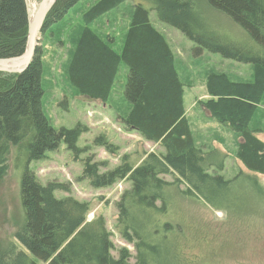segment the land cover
<instances>
[{"label":"trees","instance_id":"trees-1","mask_svg":"<svg viewBox=\"0 0 264 264\" xmlns=\"http://www.w3.org/2000/svg\"><path fill=\"white\" fill-rule=\"evenodd\" d=\"M81 1L57 0L43 30L60 23ZM126 1L98 0L82 14L83 28L66 76L79 95L105 102L123 63L128 69L124 96L130 105L126 123L144 140L160 146L163 153L146 154L138 163L124 157L120 166L104 174H99L100 163L87 157L81 178L95 188L122 180L130 183L116 204V229L126 243L133 244V264H179L175 235L180 228L169 220L179 196L222 210L229 186L236 179L244 178L256 191L260 189L254 178L242 172L232 181L225 180L219 174L224 156L196 146L184 110V85L175 68L174 54L164 36L151 25L149 10L141 5L133 8L120 52L113 49L111 38L101 37L90 28ZM143 1L151 4L161 23L196 45V56L207 51L252 66L249 82H234L226 74L211 72L205 85L208 99L201 106L216 123L239 136L235 157L244 169L264 177V142L249 128L264 92V0H203L238 25L248 36L246 43L218 35L193 9L191 0ZM28 25L25 0H0V60L24 54ZM41 81L42 61L37 47L26 70L0 85V181L14 147L13 162L21 166L23 210V224L15 238L24 249L10 245L0 256V264H37L36 260L42 264H131L126 249L119 251L118 259L111 256L113 245L102 217L86 222L87 204L54 195L56 191L69 193L68 185H42L29 167L43 160L46 153L56 151L61 143L77 159L85 150L77 147L78 139L88 131L80 124L73 129L51 126L42 109ZM94 143L108 151L112 148L100 137ZM181 185L185 190H180Z\"/></svg>","mask_w":264,"mask_h":264},{"label":"rangeland","instance_id":"rangeland-1","mask_svg":"<svg viewBox=\"0 0 264 264\" xmlns=\"http://www.w3.org/2000/svg\"><path fill=\"white\" fill-rule=\"evenodd\" d=\"M96 1L82 0L60 23L43 30L37 45L42 61L43 112L55 129H73L78 124L86 126L87 133L82 134L77 142V147L85 150L76 159L61 143L56 151L46 153L43 160L33 162L29 167L42 185L50 182L68 185L69 193L56 191L54 195L57 198L70 196L87 204L86 222L102 217L113 245L111 256L118 259L119 251L126 249L131 255L129 263L133 264V244L126 243L116 229V204L121 195L129 190L130 183L122 180L109 187L95 188L81 178L83 161L92 157L93 162L100 163L99 174H104L120 166L124 157L138 163L146 154L163 153V150L144 140L137 130L126 123L130 105L124 96L128 69L123 63L105 102L79 95L68 82L67 65L83 28L82 14ZM39 3L40 0H26L28 12L29 7L33 10L31 13L34 12ZM190 4L207 26L222 38L237 43L248 41L247 34L238 25L205 1L191 0ZM137 5L149 10L151 25L164 36L174 54L175 68L184 85V110L196 146L204 152L218 151L224 156L223 170L219 174L225 180L232 181L242 172L254 178L260 189L256 191L252 183L244 178L236 179L229 186L222 210H214L203 202L178 197L174 193L178 200L171 207L169 220L180 228L179 234L177 230L175 235L178 260L185 264H264V177L244 169L235 157L239 136L216 123L201 106L208 99L205 85L211 72L226 74L234 82H249L252 66L207 51L196 56V45L178 30L161 23L151 4L143 0L126 1L96 20L90 28L101 37L111 38L113 49L120 52L132 10ZM10 77L0 74V85L7 83ZM249 128L255 130L258 139L264 142V92ZM99 137L112 146L110 151L94 143ZM10 153L0 181V256L10 245L24 251L15 238L23 224L21 166L13 162L16 158L14 147ZM164 179L172 181L171 177ZM180 190H185V187L181 185Z\"/></svg>","mask_w":264,"mask_h":264},{"label":"water","instance_id":"water-1","mask_svg":"<svg viewBox=\"0 0 264 264\" xmlns=\"http://www.w3.org/2000/svg\"><path fill=\"white\" fill-rule=\"evenodd\" d=\"M56 1L40 0L33 16L30 17L29 15L27 44L24 54L19 57L0 60V74L20 75L30 65L35 55L39 36L43 30L47 15Z\"/></svg>","mask_w":264,"mask_h":264},{"label":"bare ground","instance_id":"bare-ground-1","mask_svg":"<svg viewBox=\"0 0 264 264\" xmlns=\"http://www.w3.org/2000/svg\"><path fill=\"white\" fill-rule=\"evenodd\" d=\"M31 11H33V10L29 7V14H30V17L33 16V14L35 13L36 10H35L34 12H32L33 14L31 13Z\"/></svg>","mask_w":264,"mask_h":264}]
</instances>
